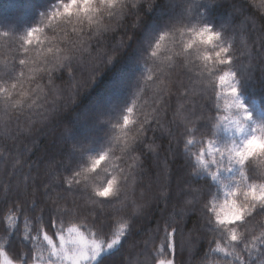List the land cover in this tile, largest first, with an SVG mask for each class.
I'll return each instance as SVG.
<instances>
[{
	"label": "snow or ice",
	"instance_id": "snow-or-ice-1",
	"mask_svg": "<svg viewBox=\"0 0 264 264\" xmlns=\"http://www.w3.org/2000/svg\"><path fill=\"white\" fill-rule=\"evenodd\" d=\"M170 3L0 21L2 264H264V0ZM135 29L134 98L93 153L67 114Z\"/></svg>",
	"mask_w": 264,
	"mask_h": 264
},
{
	"label": "trees",
	"instance_id": "trees-1",
	"mask_svg": "<svg viewBox=\"0 0 264 264\" xmlns=\"http://www.w3.org/2000/svg\"><path fill=\"white\" fill-rule=\"evenodd\" d=\"M57 2L58 0H33L29 4L30 0H0V21L14 22L21 29L31 27L39 22L40 12ZM171 7L170 0H157L153 11L147 13L148 22L166 21L172 14ZM222 15V12H217V16ZM130 34L133 39L128 42V47L105 69L95 84L79 96L67 114L75 133L89 139L93 153L105 150L107 141L115 134L111 132L110 126L102 121L104 119L114 121L134 98L142 70L141 54L146 50L148 37L141 29L130 30ZM245 100L250 102L249 97H245ZM105 132H109L110 135H105ZM0 168H3L2 162Z\"/></svg>",
	"mask_w": 264,
	"mask_h": 264
},
{
	"label": "rangeland",
	"instance_id": "rangeland-1",
	"mask_svg": "<svg viewBox=\"0 0 264 264\" xmlns=\"http://www.w3.org/2000/svg\"><path fill=\"white\" fill-rule=\"evenodd\" d=\"M155 27V26H154ZM113 85H115V84H113ZM107 104V103H106ZM109 106H110V104H109ZM108 107V106H107Z\"/></svg>",
	"mask_w": 264,
	"mask_h": 264
}]
</instances>
